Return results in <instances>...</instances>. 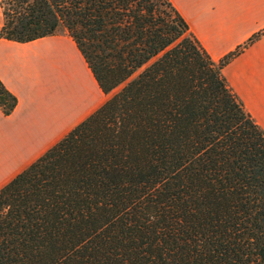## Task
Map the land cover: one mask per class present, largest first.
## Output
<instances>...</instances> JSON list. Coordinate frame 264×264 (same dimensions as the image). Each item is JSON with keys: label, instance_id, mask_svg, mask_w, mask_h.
I'll use <instances>...</instances> for the list:
<instances>
[{"label": "trees", "instance_id": "trees-1", "mask_svg": "<svg viewBox=\"0 0 264 264\" xmlns=\"http://www.w3.org/2000/svg\"><path fill=\"white\" fill-rule=\"evenodd\" d=\"M67 33L109 99L0 189V264H264V131L170 0H1ZM18 104L0 80V110Z\"/></svg>", "mask_w": 264, "mask_h": 264}, {"label": "crops", "instance_id": "crops-1", "mask_svg": "<svg viewBox=\"0 0 264 264\" xmlns=\"http://www.w3.org/2000/svg\"><path fill=\"white\" fill-rule=\"evenodd\" d=\"M170 1L214 61L264 30V0ZM62 38L56 35L25 44L0 39V80L18 99L10 116L0 110V189L82 122L76 119L82 110L96 104L93 92L79 80L62 88L69 93L64 98L56 76L53 84L42 83L39 74L33 77L34 66L25 63V46L58 43ZM38 55L75 69L70 56L56 47ZM223 75L264 131V35L232 60Z\"/></svg>", "mask_w": 264, "mask_h": 264}, {"label": "rangeland", "instance_id": "rangeland-1", "mask_svg": "<svg viewBox=\"0 0 264 264\" xmlns=\"http://www.w3.org/2000/svg\"><path fill=\"white\" fill-rule=\"evenodd\" d=\"M57 36L63 37L58 43H51V44H46V45L37 44L34 46H25L26 48L25 49V54H26L25 60L26 61L25 60L24 61L27 65L31 67L34 66V69H36V71L32 72L33 77L36 79L37 77L36 75L39 74L40 75L39 77L42 83H45L47 81L49 84H53L54 82H53L52 76H56L57 77L56 83L58 85V90L60 91L61 94H63L64 98L65 97L68 98L69 93L67 90H64V89L67 88L68 84L72 83L71 81H73L74 83L77 80H79L93 92V95L96 99L95 106H92L91 109L82 110L78 118H76L77 120L83 121L89 115L94 113L100 106H102L109 99V96H106L105 94H103V92L99 88L87 63L85 62L84 58L82 57L81 53L77 49L76 44L71 39V37L65 32ZM55 47L58 48L64 55L67 54L68 56H70L69 63L71 64L73 62V65L75 67L73 71L70 68H68V66L63 68L62 64H60L57 61H53L52 59L50 60L48 59V57L47 58H45L44 56L39 57L38 54L41 53L44 49L51 50ZM37 66L39 67V70H40L39 72H37L38 70ZM71 75L72 77L74 75L75 78L71 79L70 78ZM62 88L64 89L62 90Z\"/></svg>", "mask_w": 264, "mask_h": 264}]
</instances>
